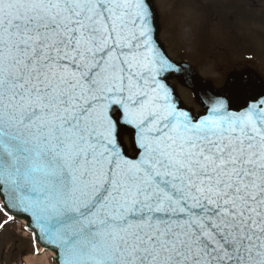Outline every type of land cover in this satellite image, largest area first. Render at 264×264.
Returning <instances> with one entry per match:
<instances>
[{
    "label": "snow or ice",
    "instance_id": "snow-or-ice-1",
    "mask_svg": "<svg viewBox=\"0 0 264 264\" xmlns=\"http://www.w3.org/2000/svg\"><path fill=\"white\" fill-rule=\"evenodd\" d=\"M156 21L153 0H0V229L29 217L57 264H264V79L201 81Z\"/></svg>",
    "mask_w": 264,
    "mask_h": 264
},
{
    "label": "flooded vegetation",
    "instance_id": "flooded-vegetation-1",
    "mask_svg": "<svg viewBox=\"0 0 264 264\" xmlns=\"http://www.w3.org/2000/svg\"><path fill=\"white\" fill-rule=\"evenodd\" d=\"M264 0H174L176 3V21L187 26L190 32L188 40H193V48L198 57L225 63L224 71L218 69L224 80L233 73H252L264 79L258 69V63H264L260 54H264ZM261 24V33L254 36L261 40L257 46L247 48L246 29ZM257 29V28H256ZM179 38V30H177ZM183 35V34H182ZM180 35V36H182ZM195 54V55H196ZM232 56H237L235 59ZM241 56H243L241 58ZM198 59V64H201ZM249 59V60H248ZM218 65V64H217ZM220 66V65H218ZM196 72L199 71L193 67ZM223 80V82H224ZM0 210V222H3ZM6 225L0 229V238ZM6 250L0 242V264Z\"/></svg>",
    "mask_w": 264,
    "mask_h": 264
},
{
    "label": "rangeland",
    "instance_id": "rangeland-1",
    "mask_svg": "<svg viewBox=\"0 0 264 264\" xmlns=\"http://www.w3.org/2000/svg\"><path fill=\"white\" fill-rule=\"evenodd\" d=\"M153 2L159 16V23L161 28L160 39L163 41L166 50L171 55V58L176 62H184L182 61V58L184 60H187L188 63H191L193 67H195L199 71L202 77L206 78V80L212 82L215 87L219 88L223 84L224 77L221 76L218 69H222L224 71L223 68L225 63L222 61L207 60L203 57H198V55L194 51L195 47H192V42L194 41L188 40L190 32L185 29L187 28V26L180 21H176L175 10L177 9L174 0H153ZM177 30H179V38H181V40H177ZM246 33L248 39L249 37H251L252 40H245V46L247 48H254V46H257L261 41L255 40L256 38L254 37L256 35L258 36V34L261 33V24L254 25L253 27H248L246 29ZM260 55H262L260 56V58L264 59V54ZM232 57L235 59L238 58L237 56ZM242 57L243 56H241V58ZM199 58L204 59L200 60L201 64H198ZM217 64L220 66H218ZM258 69L264 76V63H258ZM169 82L175 86L181 96V99L187 106L192 107L197 112L200 111L199 106L195 104L194 95L190 90L180 85L174 79H171ZM125 142H129V139L126 138V136ZM32 238L33 235L31 233L28 235L27 232L24 231V228H20L19 225L13 224V226L5 228L0 238V242L6 250L2 262H5L6 264H19L20 262H23L25 258L33 260L35 258H41L45 255L49 257V255L47 254L48 252L46 251H42L37 255L34 254L30 241L32 240ZM49 264H55L53 258L49 259Z\"/></svg>",
    "mask_w": 264,
    "mask_h": 264
},
{
    "label": "water",
    "instance_id": "water-1",
    "mask_svg": "<svg viewBox=\"0 0 264 264\" xmlns=\"http://www.w3.org/2000/svg\"><path fill=\"white\" fill-rule=\"evenodd\" d=\"M156 26H157V21H156ZM157 29H158V26H157ZM158 33H159V30H158ZM158 33H157V35H158ZM160 43V42H159ZM161 44V43H160ZM162 45V44H161ZM185 66V65H184ZM185 67H187V66H185ZM187 68H189V67H187ZM190 69V68H189ZM191 72H192V70H191ZM192 74L194 75V76H196L193 72H192ZM197 77V76H196ZM198 78V77H197ZM199 79V78H198ZM180 82V81H179ZM181 83V82H180ZM182 84V83H181ZM182 85H184V84H182ZM185 86V85H184ZM190 89V88H189ZM11 215H12V213L11 212H9ZM15 217H17V218H21V219H24L26 222H27V226H28V228L30 229V230H32L34 233H35V235H36V239H37V241L39 242V244L42 246V247H44L45 249H48V250H51V251H53L54 253H55V255H56V258H55V261H56V264H57V254H56V252L51 248V247H45V245L41 242V240L38 238V230H36L35 228H34V225H32L31 224V221H30V218L29 217H27V216H25V215H23V214H16V215H14Z\"/></svg>",
    "mask_w": 264,
    "mask_h": 264
},
{
    "label": "bare ground",
    "instance_id": "bare-ground-1",
    "mask_svg": "<svg viewBox=\"0 0 264 264\" xmlns=\"http://www.w3.org/2000/svg\"><path fill=\"white\" fill-rule=\"evenodd\" d=\"M21 222L23 224H25V222L23 220H21ZM49 255V257H47L46 255L45 256H42L41 258H35V259H29L27 258L26 259V262L28 264H49V259L53 257V253L52 252H48L47 253Z\"/></svg>",
    "mask_w": 264,
    "mask_h": 264
}]
</instances>
